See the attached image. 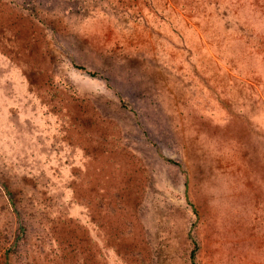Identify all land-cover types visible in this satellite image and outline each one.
<instances>
[{
  "label": "rangeland",
  "instance_id": "374dc122",
  "mask_svg": "<svg viewBox=\"0 0 264 264\" xmlns=\"http://www.w3.org/2000/svg\"><path fill=\"white\" fill-rule=\"evenodd\" d=\"M264 264V0H0V264Z\"/></svg>",
  "mask_w": 264,
  "mask_h": 264
},
{
  "label": "trees",
  "instance_id": "16d2710c",
  "mask_svg": "<svg viewBox=\"0 0 264 264\" xmlns=\"http://www.w3.org/2000/svg\"><path fill=\"white\" fill-rule=\"evenodd\" d=\"M193 264H195L194 261H193Z\"/></svg>",
  "mask_w": 264,
  "mask_h": 264
}]
</instances>
